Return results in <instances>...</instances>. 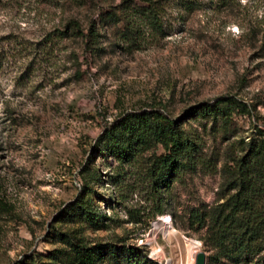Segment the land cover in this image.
I'll return each mask as SVG.
<instances>
[{
  "label": "rangeland",
  "instance_id": "rangeland-1",
  "mask_svg": "<svg viewBox=\"0 0 264 264\" xmlns=\"http://www.w3.org/2000/svg\"><path fill=\"white\" fill-rule=\"evenodd\" d=\"M123 1L0 0V264H70L74 238L137 247L154 264H194L199 251L206 264H231L211 260L205 231L189 226L188 213L224 200L238 142L264 132V0H184L191 10L168 0L162 31L143 25L137 45L121 38L120 23L98 27L95 53L82 37L45 46L44 37L68 18L85 29ZM228 95L250 108L233 115L228 134L218 122L185 117L196 104ZM149 105L163 106L201 135L205 162L163 190L162 215L145 160L121 167L91 150L106 122ZM93 171L90 197L99 217L88 222L76 208L62 213ZM96 264L124 263L106 254Z\"/></svg>",
  "mask_w": 264,
  "mask_h": 264
},
{
  "label": "trees",
  "instance_id": "trees-1",
  "mask_svg": "<svg viewBox=\"0 0 264 264\" xmlns=\"http://www.w3.org/2000/svg\"><path fill=\"white\" fill-rule=\"evenodd\" d=\"M75 1L80 5L86 3V0ZM165 1L168 0H145L144 4H139L135 0H125L118 8L99 12L85 29L77 19L70 17L44 37L45 46L65 38L82 37L85 49L95 53L99 49L98 27L120 23L121 38L127 45H137L143 25L156 32L162 31L161 13ZM175 1L177 6L193 9L190 1ZM235 113L249 115V105L228 95L196 104L186 111L185 117L218 122L222 133L228 134ZM238 143H241L240 154L231 160L227 193L219 197L224 200L210 206L201 204L188 213L189 226L195 230L204 229V243L214 250L213 262L224 259L231 264H247L254 259L264 260V132H259L248 143ZM158 148L163 153L157 155ZM91 150L93 154L112 157L121 167L145 160L144 177L159 215L165 213L163 190L185 171L196 169L199 163L205 164L201 160V135L195 129L186 128L181 119L172 117L161 105L130 110L106 122ZM91 159L92 154L83 169L88 168ZM96 178L97 172H88V176L83 177L81 194L61 212L68 213L76 208L80 218L95 221L99 214L90 195L92 181ZM69 245L70 264H96L106 254L118 256L124 264H154L146 254H139L137 247L125 244L120 248L108 244L88 245L81 238H74Z\"/></svg>",
  "mask_w": 264,
  "mask_h": 264
},
{
  "label": "bare ground",
  "instance_id": "bare-ground-1",
  "mask_svg": "<svg viewBox=\"0 0 264 264\" xmlns=\"http://www.w3.org/2000/svg\"><path fill=\"white\" fill-rule=\"evenodd\" d=\"M162 223L164 224V228H168V224L165 222V220H161ZM159 223H156L155 225L158 226ZM159 228V227H158ZM173 233L174 234V231L173 230H170L169 234ZM185 243H186V246L188 247V249H192V248H195V245L196 243L191 240V239H188L186 237H183ZM189 251V250H188Z\"/></svg>",
  "mask_w": 264,
  "mask_h": 264
},
{
  "label": "water",
  "instance_id": "water-1",
  "mask_svg": "<svg viewBox=\"0 0 264 264\" xmlns=\"http://www.w3.org/2000/svg\"><path fill=\"white\" fill-rule=\"evenodd\" d=\"M194 264H206V255L204 252L199 251L196 254Z\"/></svg>",
  "mask_w": 264,
  "mask_h": 264
}]
</instances>
